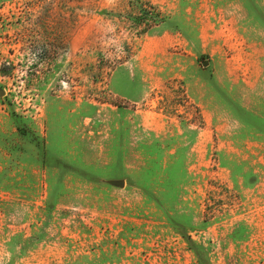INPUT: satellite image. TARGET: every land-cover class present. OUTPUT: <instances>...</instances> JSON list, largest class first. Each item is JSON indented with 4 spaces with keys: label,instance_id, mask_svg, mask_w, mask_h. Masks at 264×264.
I'll list each match as a JSON object with an SVG mask.
<instances>
[{
    "label": "rangeland",
    "instance_id": "obj_1",
    "mask_svg": "<svg viewBox=\"0 0 264 264\" xmlns=\"http://www.w3.org/2000/svg\"><path fill=\"white\" fill-rule=\"evenodd\" d=\"M0 89V264H264V0H0Z\"/></svg>",
    "mask_w": 264,
    "mask_h": 264
},
{
    "label": "trees",
    "instance_id": "obj_2",
    "mask_svg": "<svg viewBox=\"0 0 264 264\" xmlns=\"http://www.w3.org/2000/svg\"><path fill=\"white\" fill-rule=\"evenodd\" d=\"M133 19L135 22H137L139 25H145L146 28H151L152 23H163L167 20V16L161 15L159 12H157L153 6H150V8L144 7L143 5H139L138 7V13L136 16H133Z\"/></svg>",
    "mask_w": 264,
    "mask_h": 264
},
{
    "label": "water",
    "instance_id": "obj_3",
    "mask_svg": "<svg viewBox=\"0 0 264 264\" xmlns=\"http://www.w3.org/2000/svg\"><path fill=\"white\" fill-rule=\"evenodd\" d=\"M209 61L205 60L204 61V65L208 64ZM3 91L0 89V94L2 93ZM110 183L114 184V185H117V186H124L125 185V181L124 180H109Z\"/></svg>",
    "mask_w": 264,
    "mask_h": 264
}]
</instances>
